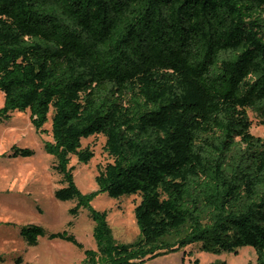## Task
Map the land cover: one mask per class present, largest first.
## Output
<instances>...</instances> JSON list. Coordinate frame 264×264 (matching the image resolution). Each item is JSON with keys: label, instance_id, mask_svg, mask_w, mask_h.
Returning a JSON list of instances; mask_svg holds the SVG:
<instances>
[{"label": "trees", "instance_id": "trees-1", "mask_svg": "<svg viewBox=\"0 0 264 264\" xmlns=\"http://www.w3.org/2000/svg\"><path fill=\"white\" fill-rule=\"evenodd\" d=\"M0 92V122L29 110L43 133L52 111L55 196L95 223L82 264H144L194 244L252 247L264 264V139L249 116L264 124V0H0ZM99 134L112 160L83 193L71 156L90 162L82 140ZM101 192L140 196L137 240L114 238L92 205ZM20 233L84 249L67 230Z\"/></svg>", "mask_w": 264, "mask_h": 264}, {"label": "rangeland", "instance_id": "rangeland-1", "mask_svg": "<svg viewBox=\"0 0 264 264\" xmlns=\"http://www.w3.org/2000/svg\"><path fill=\"white\" fill-rule=\"evenodd\" d=\"M4 105V93L0 92V108ZM249 116L253 122L252 133L264 139V124L252 110ZM52 111L45 125L46 132H37L30 120V111L17 112L4 122H0V155L13 145L29 147L35 151L31 157L20 160H6L0 156V264H82L85 249H97L94 237L95 223L87 209H82L78 217L70 213L75 200L61 201L55 196L60 186V175L53 168L54 156L44 150V142L52 140ZM104 135H94L82 140V147L94 152L90 162L71 156L75 166V181L83 193L98 189L96 176L111 157L105 149ZM10 188V190H7ZM11 191V193H10ZM139 195H125L119 198L101 192L92 201L95 209L108 211L114 238L123 243L138 239L140 229L136 221L135 205ZM72 221V223H70ZM38 224L48 233L67 230L84 245L79 248L72 242L40 237L38 245L29 246L20 233L27 224ZM194 245L182 250L188 252L183 264H194L198 258L201 264H256L257 255L252 247H242L238 252H212L194 249ZM198 247V246H197ZM193 251L190 254V251ZM21 259L20 262L18 260ZM148 264H168L157 260Z\"/></svg>", "mask_w": 264, "mask_h": 264}, {"label": "crops", "instance_id": "crops-1", "mask_svg": "<svg viewBox=\"0 0 264 264\" xmlns=\"http://www.w3.org/2000/svg\"><path fill=\"white\" fill-rule=\"evenodd\" d=\"M18 112V111H17ZM26 112V111H25ZM16 112H14L15 114ZM9 151L7 152H4L3 154H1L0 156L1 157H4L6 160H20L21 158H27V157H9L5 154H7ZM7 190H10V188L6 189ZM11 193V191H10ZM187 259V255L185 256V253L182 254V250L178 251V252H172V253H169V254H166V255H163V256H159L155 259H152V260H149V262H154V261H157V260H162V262H167L168 264H183ZM144 264H148V261Z\"/></svg>", "mask_w": 264, "mask_h": 264}]
</instances>
